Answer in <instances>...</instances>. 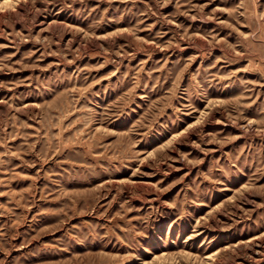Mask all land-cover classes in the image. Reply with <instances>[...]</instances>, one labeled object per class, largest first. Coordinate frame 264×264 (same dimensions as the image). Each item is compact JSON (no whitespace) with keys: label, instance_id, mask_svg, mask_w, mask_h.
Segmentation results:
<instances>
[{"label":"rangeland","instance_id":"rangeland-1","mask_svg":"<svg viewBox=\"0 0 264 264\" xmlns=\"http://www.w3.org/2000/svg\"><path fill=\"white\" fill-rule=\"evenodd\" d=\"M0 264H264V0H0Z\"/></svg>","mask_w":264,"mask_h":264}]
</instances>
